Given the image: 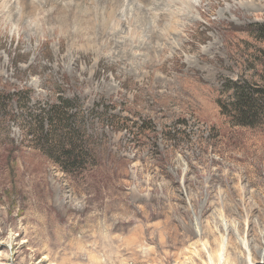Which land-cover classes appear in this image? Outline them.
Masks as SVG:
<instances>
[{
	"label": "rangeland",
	"instance_id": "1",
	"mask_svg": "<svg viewBox=\"0 0 264 264\" xmlns=\"http://www.w3.org/2000/svg\"><path fill=\"white\" fill-rule=\"evenodd\" d=\"M151 1L83 36L0 0V264H264V120L223 113L261 83L264 0Z\"/></svg>",
	"mask_w": 264,
	"mask_h": 264
},
{
	"label": "bare ground",
	"instance_id": "2",
	"mask_svg": "<svg viewBox=\"0 0 264 264\" xmlns=\"http://www.w3.org/2000/svg\"><path fill=\"white\" fill-rule=\"evenodd\" d=\"M46 1H48V0H46ZM83 1L80 2L79 0H66L65 3H63V5H61V6H54L53 3L48 2L51 4L50 5L51 7L46 8L47 7L46 5L41 6V5H39L40 2L36 3L34 0H16V2H18V5L20 6V9H19V12L14 15V20L17 22L19 21L20 24L24 23V21L26 23L29 19H37L39 17L40 13L44 12L43 14L48 15V18L44 17L41 20L44 21V25L52 26V29H53L52 31L56 30L55 32H57L59 29L61 31L63 28L75 24L78 27L77 32H81L83 35L85 33V31H87L85 29L86 25L89 28L88 31H92V30L94 31V30H96L97 24H99V25H103V32L102 33L104 34V32H106V30L111 26V23L113 21L115 22V20L117 19L116 17H117L118 10H120L119 8L118 9H115L114 7L112 8L110 1L116 2L115 4H117V7L124 4V0H88L89 1L88 4L89 3L92 4L90 7H94V8H88L89 6L86 4L88 6L87 9H83L82 7L85 6L82 3ZM139 1H140L139 3H141L143 5V7L141 5L136 4L133 7L134 8L133 11L135 13H137V15H136L137 22L141 25V27H144V26L147 27L148 25H150L151 17L147 16V14H146L147 9L144 6H148L152 1L151 0H139ZM175 1L171 0V3H175ZM177 1H179V2H176V4L188 6L187 0H177ZM53 2H54V0H53ZM59 2L60 1H58V3ZM131 2L133 3L134 0L133 1L131 0ZM166 2H167V0H161L160 2H156L158 4V10H161L164 6L163 4ZM113 5H114V3H113ZM96 8L97 9L100 8V10L99 9L97 10ZM166 10L167 11L169 10V11L168 12L164 11L165 15L163 13L164 16H162V18L159 22V25H160V23L161 24L163 23V25L164 24L167 25L166 21H170V19H174L173 17L180 19L179 16H181V15L174 14V12L171 8L170 9L167 8ZM10 12H11V9H10ZM78 13H80L81 16H78L79 15ZM18 17H19V19H17ZM100 17H102V19H99ZM93 20H94V22H93ZM80 21L84 22L85 25H83ZM115 24H117V23L115 22ZM152 26L154 27V25H152ZM94 32H96V31H94ZM95 37H96V35H95Z\"/></svg>",
	"mask_w": 264,
	"mask_h": 264
},
{
	"label": "trees",
	"instance_id": "3",
	"mask_svg": "<svg viewBox=\"0 0 264 264\" xmlns=\"http://www.w3.org/2000/svg\"><path fill=\"white\" fill-rule=\"evenodd\" d=\"M256 33L259 34V38L264 41V24L257 25ZM232 84V87H229L230 91L232 92V101L228 106L223 107V113L232 116L239 125L254 127L259 123H262V121L264 120V68L261 74V83L241 84L240 82H237ZM46 120L48 121V125L49 123H54V119L47 118ZM64 147H67L65 151L67 159L69 161L72 160V162L67 161V164H75L76 162H81L80 160L82 154H80L79 152L77 153V151L79 150L76 145H70L68 143L67 145H64ZM63 166L65 170L69 171L66 165Z\"/></svg>",
	"mask_w": 264,
	"mask_h": 264
}]
</instances>
